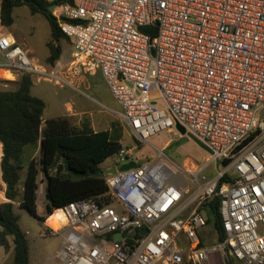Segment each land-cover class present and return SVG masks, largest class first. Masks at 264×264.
<instances>
[{
  "label": "built area",
  "instance_id": "built-area-1",
  "mask_svg": "<svg viewBox=\"0 0 264 264\" xmlns=\"http://www.w3.org/2000/svg\"><path fill=\"white\" fill-rule=\"evenodd\" d=\"M53 5L73 46L66 71L48 72L1 24L0 69L86 97L72 78L100 72L121 108L116 118L137 142L162 130L180 135V125L210 150L203 163L179 165L159 151L157 160L138 165L133 149L121 148L119 166L102 172L110 204L70 202L53 211L57 227L46 218L43 236L62 238L54 264H202L214 254L222 264H264V0ZM129 162L136 167L119 169ZM216 199L221 241L205 215Z\"/></svg>",
  "mask_w": 264,
  "mask_h": 264
},
{
  "label": "trees",
  "instance_id": "trees-1",
  "mask_svg": "<svg viewBox=\"0 0 264 264\" xmlns=\"http://www.w3.org/2000/svg\"><path fill=\"white\" fill-rule=\"evenodd\" d=\"M74 1L0 0V24L10 27L14 9L21 6H27L32 14H42L49 22L52 38L47 44L46 62L54 65L61 54L57 42L67 38L48 7ZM145 30L154 37L155 27ZM16 84L14 90H0V168L8 200L0 203V247L13 246L10 264H29L28 240L13 211L15 203L40 222L70 202L93 199L99 206L110 204L112 199L102 177L101 165L122 146L113 136V129L94 131L88 119L78 125L72 124L67 116L44 119L45 102L32 94L31 75L22 74ZM23 170L25 174L21 179ZM39 175L45 183V217L38 214ZM218 204V199L210 203L205 215L207 224L213 227L217 240L221 241L225 236Z\"/></svg>",
  "mask_w": 264,
  "mask_h": 264
},
{
  "label": "rangeland",
  "instance_id": "rangeland-1",
  "mask_svg": "<svg viewBox=\"0 0 264 264\" xmlns=\"http://www.w3.org/2000/svg\"><path fill=\"white\" fill-rule=\"evenodd\" d=\"M13 18V24L8 28L4 27L3 31L9 32L13 36L17 46L26 50L48 72L58 73L60 71H66L73 51L71 42L64 38L57 42L61 48V54L54 65H50L46 62V58L49 55L47 44L52 39L48 20L40 13L32 14L27 6L15 8ZM3 60V56L0 54V62H3ZM31 79L34 82L31 90L37 96L42 97L45 102L44 119L60 115L64 111L62 103L60 102L61 100L53 97L54 92L61 93L65 97L70 98L71 101H76L77 99L85 100L89 113L88 116L93 122L101 118L103 125H107L111 116L116 117V113L111 110V107L120 109V106L110 93L106 80L100 72L93 74L83 73L72 78V85L82 90L92 99L80 94L76 89L66 84L55 85L44 79L39 80L37 75H33ZM16 87L17 84L15 82L8 83L2 80L0 81V90H14ZM151 97L158 98L159 95L158 93H152ZM69 118L72 124L78 125V120L75 117L69 116ZM113 136L119 139L122 148L133 149L132 158L138 165L157 160L159 151H162L168 158L179 165H182L186 160L194 163H203L208 157V152L201 149L190 138L180 136L176 131L162 130L150 137L146 142H137L131 135L130 130L117 119L113 126ZM117 158V154L109 157L101 165L102 171L106 167L114 164ZM114 166L119 165L115 163ZM210 169L214 176L217 172V164L214 163ZM24 174L25 170L21 172V179H23ZM38 180L43 182L42 175H39ZM45 206V194L39 186L37 207L43 217L46 216ZM13 211L19 218L18 223L20 228L26 233L29 247V264H54L52 259L62 243L61 236L56 234L43 236L46 232L45 221L40 222L24 209L20 208L17 203H15ZM207 230H213V227L209 225ZM214 239L215 233H213L212 238H206V243L210 244ZM9 248L4 249L5 252L0 258V264H10L12 262L13 248L11 253L9 252ZM231 263L242 264L235 260H231ZM204 264H213V257H209Z\"/></svg>",
  "mask_w": 264,
  "mask_h": 264
},
{
  "label": "crops",
  "instance_id": "crops-1",
  "mask_svg": "<svg viewBox=\"0 0 264 264\" xmlns=\"http://www.w3.org/2000/svg\"><path fill=\"white\" fill-rule=\"evenodd\" d=\"M14 78H15V80H13ZM18 79L19 78H17L11 72H8L7 70H4V69H0V81L2 80L4 82H8V83H14L15 82V84H16V81ZM32 83L34 85L33 80H32ZM32 94L36 95L35 93H33V91H32ZM38 97H40V96H38ZM53 97H56L57 100H61L60 102L62 103V106L64 108L63 113H61L60 115H56L54 117L73 116L76 118V120H78V124H80L83 119H88L90 121L91 128L94 131H101V130H109L110 131L113 129V126L115 125V121L117 120V118L115 116L110 117L107 125L106 124L103 125L101 118H99L98 120L93 122L92 119L88 116L89 113L87 111V104H86L85 100L77 99L76 101H71L70 98L65 97L64 95H62L61 93H58V92H54ZM40 98H42V97H40ZM111 110H113L115 113H118L121 111V108L117 109V108L111 107ZM1 157H2V149H1V144H0V161H1ZM39 186H40L42 192L44 193L45 183L42 182V185H39ZM6 201H8V200L5 198V184L2 181L1 168H0V203L6 202ZM38 214L40 216H42V214L39 211V208H38ZM12 248H13V246L10 245V248H9L10 253L12 251ZM4 252H5L4 248L0 247V258L4 254ZM236 262H238V261H236ZM238 263H240V262H238ZM230 264H232V263L230 262Z\"/></svg>",
  "mask_w": 264,
  "mask_h": 264
},
{
  "label": "water",
  "instance_id": "water-1",
  "mask_svg": "<svg viewBox=\"0 0 264 264\" xmlns=\"http://www.w3.org/2000/svg\"><path fill=\"white\" fill-rule=\"evenodd\" d=\"M53 8H54V5L52 4V5H50L49 7H48V10L51 12L52 10H53ZM151 53H152V55H154V49H151ZM176 128H177V130H178V132L180 133V135L182 136V137H188V138H190L191 140H193L201 149H203L204 151H206V152H210V150L205 146V144H203L200 140H198L195 136H193L192 134H186V132H185V129L182 127V126H180V125H177L176 126ZM136 167V163L135 162H129V163H127V164H124V165H122L119 169L121 170V171H123V170H127V169H130V168H135ZM111 172L112 173H114L115 172V170L114 169H112L111 170ZM142 233H146V230L144 229V230H142ZM120 234H116L115 235V239H120Z\"/></svg>",
  "mask_w": 264,
  "mask_h": 264
},
{
  "label": "bare ground",
  "instance_id": "bare-ground-1",
  "mask_svg": "<svg viewBox=\"0 0 264 264\" xmlns=\"http://www.w3.org/2000/svg\"><path fill=\"white\" fill-rule=\"evenodd\" d=\"M59 215V213L52 214L49 218H47L48 220L46 223L53 227H57Z\"/></svg>",
  "mask_w": 264,
  "mask_h": 264
},
{
  "label": "flooded vegetation",
  "instance_id": "flooded-vegetation-1",
  "mask_svg": "<svg viewBox=\"0 0 264 264\" xmlns=\"http://www.w3.org/2000/svg\"><path fill=\"white\" fill-rule=\"evenodd\" d=\"M211 257H213V264H222V261H221L219 254H214Z\"/></svg>",
  "mask_w": 264,
  "mask_h": 264
}]
</instances>
